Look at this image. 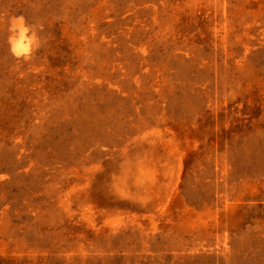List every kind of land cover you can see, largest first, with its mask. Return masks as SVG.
<instances>
[{"label":"rangeland","instance_id":"obj_1","mask_svg":"<svg viewBox=\"0 0 264 264\" xmlns=\"http://www.w3.org/2000/svg\"><path fill=\"white\" fill-rule=\"evenodd\" d=\"M0 264H264V0H0Z\"/></svg>","mask_w":264,"mask_h":264},{"label":"clouds","instance_id":"obj_2","mask_svg":"<svg viewBox=\"0 0 264 264\" xmlns=\"http://www.w3.org/2000/svg\"><path fill=\"white\" fill-rule=\"evenodd\" d=\"M8 32L9 51L16 59L27 61L40 47L36 28L27 24L23 16L10 18Z\"/></svg>","mask_w":264,"mask_h":264}]
</instances>
